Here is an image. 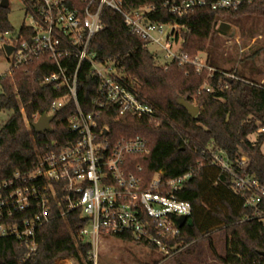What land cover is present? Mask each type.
Returning <instances> with one entry per match:
<instances>
[{"label": "trees", "instance_id": "trees-1", "mask_svg": "<svg viewBox=\"0 0 264 264\" xmlns=\"http://www.w3.org/2000/svg\"><path fill=\"white\" fill-rule=\"evenodd\" d=\"M165 1L181 4L189 0H122L126 10L155 6L156 11L148 14L153 23L190 28L189 33L180 34L181 52L189 56L206 53L207 65L216 72H197L193 66L177 62L167 68L156 64L147 43L126 28L121 15L107 10L103 15V30L91 44L95 59L117 63L135 83L136 94L155 109V115L153 119H139L125 114L115 121V114L107 113L101 124L107 125L111 140L122 137L146 140L148 154L129 157L134 166L142 167L143 189L156 172L162 173L163 180L191 174L177 193L180 200L191 206L187 219L191 224L179 226L180 235L168 248L176 244L181 249L204 239L214 259L221 264H264L262 222L255 216V210L245 206L244 200L230 190L228 178L210 163L204 152L210 144L225 150L230 158L239 149L243 150L250 157L248 173L264 185V134L258 135L255 141L250 139L256 133V123L264 120V89H261L264 84L234 71H222L210 58L216 35L225 34L218 30L219 24L264 19V0H241L235 8L222 10L210 8L218 0H204L206 6L180 15L161 8ZM7 11L0 7V34L14 31ZM54 69L52 61L44 57L17 68L11 77L0 79V113H10L0 128V180L31 167L36 157L34 138H38L36 143L40 146L44 141L63 142L73 137L67 132L66 122L72 107L55 115L53 133L39 137L32 128L35 119L48 112L57 97L50 85H43L44 78ZM223 73L233 74L238 80L225 78ZM97 84L89 65L83 63L78 74L77 94L84 112L92 107ZM204 85L211 87L212 92L202 91ZM179 100L197 106L198 114L190 117L178 105ZM83 224L84 219L77 213L60 218L53 212L36 235V255L25 264H54L66 258L77 264H92L88 259L90 245L77 235ZM219 229H223L225 235L223 257L217 254L209 238ZM125 241L144 246L129 237ZM26 252L19 240L0 237V264H20ZM159 262L154 260L151 264Z\"/></svg>", "mask_w": 264, "mask_h": 264}, {"label": "built area", "instance_id": "built-area-1", "mask_svg": "<svg viewBox=\"0 0 264 264\" xmlns=\"http://www.w3.org/2000/svg\"><path fill=\"white\" fill-rule=\"evenodd\" d=\"M25 18L18 32L1 34L2 51L7 67L0 79L11 77L14 70L36 59L47 57L55 69L44 78L57 93L45 114L53 116L50 123L55 129V115L72 111L67 118V132L72 139L48 140L40 146L33 139L35 160L25 172H15L0 180V237H13L26 249L20 264L31 261L38 250L36 235L49 222L53 212L60 218L77 213L84 219L77 235L91 247L89 261L96 264L93 252L101 238H118L151 246L166 256H172L178 245L168 248L180 235L178 220L191 214L188 202L177 193L191 174L163 180L162 173H154L149 185L143 189L140 176L142 167L133 165L130 156L148 154L145 139L120 138L111 140L106 124H101L107 113L115 114V121L125 114L137 118L153 119L155 109L135 92V83L112 60L97 61L91 49L93 39L103 30V15L113 10L123 17L124 25L147 47L158 46L164 51L167 68L172 62L191 65L197 72L216 70L209 67L200 55L189 56L181 52V32L190 28L176 24H159L149 20L148 14L155 6H140L126 10L122 0H23ZM241 0H218L210 5L212 10L235 8ZM204 0H189L177 4L165 1L161 8L172 14H183L195 7H204ZM175 37L176 49L167 47ZM4 46L12 51L6 55ZM87 63L98 84L92 107L84 112L78 101V74ZM225 78L237 79L223 73ZM258 87V86H257ZM261 88V87H259ZM264 89V88H261ZM202 91L212 92L204 85ZM20 112L24 115L21 107ZM25 119V118H24ZM38 118L35 119V122ZM25 123L27 121L25 119ZM255 136L264 134V120L256 123ZM107 134H106V133ZM45 132L39 137L51 134ZM210 163L228 178L230 190L255 210V216L264 229V185L248 173L250 157L239 149L233 158L225 150L210 144L204 151ZM71 263V259H59ZM77 264V263H76Z\"/></svg>", "mask_w": 264, "mask_h": 264}, {"label": "rangeland", "instance_id": "rangeland-1", "mask_svg": "<svg viewBox=\"0 0 264 264\" xmlns=\"http://www.w3.org/2000/svg\"><path fill=\"white\" fill-rule=\"evenodd\" d=\"M7 2L8 22L14 31L18 32L21 26L27 23L24 2L23 0H7ZM175 40V37L169 39L167 43L169 49H176ZM148 50L156 64H165L164 51L160 47L151 45ZM211 50L210 58L220 70L234 71L249 80L264 84V19H242L230 25L228 32L216 35ZM200 57L202 61L207 60L206 53H201ZM6 67L0 34V72ZM9 117V112L0 113V128ZM256 138L255 135L250 136L251 141H255ZM262 149L264 151V145ZM209 238L217 254L223 257L225 254L224 230L219 229L213 232ZM93 253L96 256V264H151L154 260L160 261L158 264H221L214 259L208 241L204 239L177 250L172 256H166L157 249L108 237L100 239L97 250ZM165 258L168 261L162 263ZM71 263L76 264L72 260ZM57 264L69 263L60 261Z\"/></svg>", "mask_w": 264, "mask_h": 264}, {"label": "water", "instance_id": "water-1", "mask_svg": "<svg viewBox=\"0 0 264 264\" xmlns=\"http://www.w3.org/2000/svg\"><path fill=\"white\" fill-rule=\"evenodd\" d=\"M7 6H8L7 0H1L0 7L1 8H7ZM229 29H230V25L226 24V23H220L218 26V30L223 32V33L228 32ZM3 50L5 51L6 55H9L12 51V48L10 46H4ZM178 105L181 106L184 110H186L188 115L192 118L195 117L199 112V108L197 106H195V105H193V104H191L185 100H179ZM53 118H54L53 116H48L46 114L41 115L38 118V120L32 124V128H33L34 132L38 135H42L45 132L51 133L52 128L50 126V123L52 122ZM178 224L180 227H182L185 224L190 225L191 221L190 220L186 221L185 218H180L178 220ZM262 256H264V254H262Z\"/></svg>", "mask_w": 264, "mask_h": 264}, {"label": "crops", "instance_id": "crops-1", "mask_svg": "<svg viewBox=\"0 0 264 264\" xmlns=\"http://www.w3.org/2000/svg\"><path fill=\"white\" fill-rule=\"evenodd\" d=\"M188 246H190V245H188ZM187 247V246H186ZM166 261H168V259L166 260V258L162 261V263H164V262H166ZM160 263V262H159Z\"/></svg>", "mask_w": 264, "mask_h": 264}, {"label": "bare ground", "instance_id": "bare-ground-1", "mask_svg": "<svg viewBox=\"0 0 264 264\" xmlns=\"http://www.w3.org/2000/svg\"><path fill=\"white\" fill-rule=\"evenodd\" d=\"M70 264V263H69Z\"/></svg>", "mask_w": 264, "mask_h": 264}]
</instances>
